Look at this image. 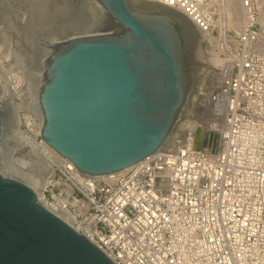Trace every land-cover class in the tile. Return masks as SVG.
<instances>
[{
    "label": "built area",
    "instance_id": "1",
    "mask_svg": "<svg viewBox=\"0 0 264 264\" xmlns=\"http://www.w3.org/2000/svg\"><path fill=\"white\" fill-rule=\"evenodd\" d=\"M153 1L180 10L200 34L217 29L213 0ZM240 4L248 24L216 46L228 50L224 74L214 79L223 120L217 154L166 140L141 161L94 178L61 155L43 154L50 171L38 198L71 215L115 264H264V27L255 0ZM11 98L16 104L0 97V109L18 117L37 149L50 147L22 92Z\"/></svg>",
    "mask_w": 264,
    "mask_h": 264
},
{
    "label": "water",
    "instance_id": "2",
    "mask_svg": "<svg viewBox=\"0 0 264 264\" xmlns=\"http://www.w3.org/2000/svg\"><path fill=\"white\" fill-rule=\"evenodd\" d=\"M78 1L46 0L47 12ZM94 1L102 12L84 33L54 35L42 19H27L47 48L37 91L42 139L91 177L161 148L190 107L197 78L213 68L179 10L153 0ZM3 122L0 109V160ZM0 264L115 263L32 186L0 170Z\"/></svg>",
    "mask_w": 264,
    "mask_h": 264
},
{
    "label": "bare ground",
    "instance_id": "3",
    "mask_svg": "<svg viewBox=\"0 0 264 264\" xmlns=\"http://www.w3.org/2000/svg\"><path fill=\"white\" fill-rule=\"evenodd\" d=\"M9 1H10V4L16 5V7L22 10L21 15H20L22 16L20 18L23 19L22 35H24L23 33H25V30H26L25 29L26 27H24V25L26 24L25 23L26 18H28L29 15L31 16V14L35 15V17H37L38 19H42L44 22H46V25L54 28L53 30L55 31L52 33L54 35L60 34V31L62 32L64 31L68 33L78 32V30L81 29L80 26L82 25H87V27L80 31L87 30L91 26L92 23H96L98 21V20L95 21L93 18H91V20L93 19V22L91 20L87 21V19H90V17H88V14L91 13L93 10L92 9L93 6H91V2L93 4L94 3L96 4L94 0H79L76 3L73 2L71 4L72 8L69 9L70 6H67V8L65 9L66 10L65 13L59 12L58 9H54L51 12H47L46 0H9ZM4 2L5 1H3V3ZM21 4H23L24 6L22 7ZM26 4L32 6L30 10L27 9ZM211 7L214 10V14H215L213 24L217 28V32L213 31L214 30L213 28L212 32L201 33V34L203 35V37L209 40V44L210 45L212 44L211 45V48H212L214 47V44L215 46H217V42L223 41L226 38L223 27H227L232 32L237 31L238 33H240L241 30L245 28V26L248 24L249 18H247L244 15V11L240 4V0H213ZM98 12L101 13L100 10H98L97 13ZM85 16L88 18L84 19L87 22L86 24H83L81 23V20H83V18H86ZM7 19L8 21L11 22L9 18ZM102 19L104 20L105 18H102ZM65 22H67V25L65 24ZM26 37L27 35L25 36V38ZM36 42H37L36 43L37 47H39L37 40ZM222 44L223 45L219 48L218 51L213 53V55H211L210 58H207V60H209V63L212 64L214 67L218 68L219 71L208 70L204 74L205 76L199 82V96L197 97V100L195 101V103L191 106V112L188 114L187 120L186 121L182 120L181 122L179 120L178 125L174 129L175 130L174 133H178V135H180V138H182L181 140L183 143H186L187 140H190L192 143H195L196 145H199L201 147H206L207 150L211 154H217L220 151L221 146H222L223 120L221 116H219L218 111L213 101V97L215 96L216 86L211 83L214 81L215 78L221 77L225 71L223 67H224L225 59L228 55L227 53L228 50L226 48L227 46L226 43H222ZM46 49L47 48L45 47L43 52L40 49L42 53L41 55H45ZM9 55H10V51L7 50L6 58H8ZM0 56H2V54ZM17 58H19L20 60H23L25 58L24 53L22 52L20 57L16 55L13 56L11 61L17 62ZM44 66H45V58L42 59V70ZM20 74L19 73L17 75L15 74L16 76L14 77L15 79L14 78H13L14 80L11 79L13 80L11 84L8 83L10 86L7 85L4 88L3 85L0 84V97H3L6 100H8L9 101L8 104H12V103H15V101L14 102L12 101L11 97L14 93H12L11 90H16L14 92L18 91V93L22 92V94L26 98L24 99L26 102L25 103L26 107H27L26 113L29 115V117H31L32 119H35L36 117L42 118L41 113L38 111V108H37V91H38V87L42 79V71L40 72V70L39 71L34 70L33 72L30 73V76H29L31 78L30 86L25 85V83L23 82V78H22L23 76L22 74L21 75ZM6 77H7L6 74L4 76L2 74V77L0 76V79L4 78L6 80L7 79ZM209 77L213 79V81L211 82L209 81V83L212 85H210L207 82L209 80ZM207 78L208 80H206ZM207 83L209 84V86L206 85ZM4 84H7V83L4 82ZM15 106H16L15 111H17L19 106L17 105ZM3 110H4L3 111L4 116L5 114L7 115L9 114L7 109L4 108ZM11 118L12 119L14 118L15 121H14V124L10 123L9 126L13 125L14 128H9V126L5 128L4 125L2 124L3 126L2 141L8 135L13 145H16L18 142H21L20 144L23 147L22 148L23 157L22 158L20 157L21 159H19V161H16V162H18V164L20 163L19 166L22 165V167H24L25 164L27 165L29 161L30 162L28 164V167L26 166L27 167L26 171L17 167L16 170L20 172V175L18 172L17 173L21 180H22V177L24 179L26 177L28 180L25 179L26 182L25 180L24 182L32 186L38 192V194H40V191L42 190V187L44 185V181L50 171V163L49 161L46 160L47 159L46 157H45L46 159L44 158L43 154H47L49 155L48 157H51V158L52 157L56 158L57 155L59 154L54 149H52L51 147H47V146L45 148L37 149L34 145H32L27 140L28 139V137H26L28 136L27 132L23 131L22 128H19L18 117L15 116L14 114L11 116ZM4 129H7L5 133H4ZM186 129L191 130L190 134L184 133L186 135H192L190 136V138H186L185 137L186 135L184 136L183 134V132ZM31 130H35V126H32ZM19 133L21 134V136L19 135ZM2 141H1V144H2ZM164 145H166V141L162 144V146ZM173 148H177L176 144L173 146ZM35 158H38L41 161H43L39 167H36V163L38 162V160L36 162ZM4 169H5V166H4ZM42 173H45L46 175H43L42 177ZM88 177H91V176H88ZM91 178H94V177H91ZM41 202L48 209H50L51 211L59 215L62 219H64L67 223H69L76 229H79V226H77L74 223V219L71 215L64 213V212H55L42 199H41Z\"/></svg>",
    "mask_w": 264,
    "mask_h": 264
},
{
    "label": "rangeland",
    "instance_id": "4",
    "mask_svg": "<svg viewBox=\"0 0 264 264\" xmlns=\"http://www.w3.org/2000/svg\"><path fill=\"white\" fill-rule=\"evenodd\" d=\"M3 1H5V2L3 3ZM3 1L0 0V53L2 54V56H0V76L2 77V74H3V76L6 74L7 75L6 78L7 79L9 78V79L8 80L7 79L5 80L4 78H1L0 79V84L3 85L4 88L7 85L10 86L9 84H11V82L15 79L14 77H16L15 74L17 75L18 73L19 74L21 73L22 76H23L22 78H23V82L25 83V85L30 86L31 85L30 84L31 83L30 82L31 78L29 77L30 76V73L33 72L34 70H38V71L40 70V72H41L42 71V59L45 58V55H41L42 53L40 51V49L42 51L44 49L43 46L40 43V38L41 37L39 38V35H37L38 36L37 37L36 34H34V32H32V29L33 28L31 27V23L29 21H27L28 18H26V21H25L26 24L24 25V27H26L25 28L26 29L25 30V33H23L24 35H22L23 19L20 18V17H22V16H20L22 10L20 8L16 7V5L10 4V1L9 0H3ZM255 2L259 6L262 7L261 8L262 12L259 15V20H261L260 22H261V24L264 27V0H261V1L260 0L259 1L258 0H255ZM91 6H93L92 7L93 10H92L91 13L88 14V17H90V19L93 18V17H95V15H96L95 13H97L98 10H100L102 12V9H101V7L99 6L98 3H96V4L94 3L93 4L91 2ZM93 12H94V14H93ZM6 15H7V17H6ZM88 17L83 18V20L84 19H87ZM7 18H9L11 20V22L8 21ZM83 20H81V23L86 24V22L89 19H87V21L86 20L83 21ZM80 27H81V29H79L78 32H74V34L84 33V32H81L80 30L85 29L87 27V25H82ZM223 28H224V33H226V35L227 34H233V35H235V34L238 33L237 31L236 32H232L227 27H223ZM215 32H217V29H216ZM60 33L63 34L64 31L63 32L60 31ZM26 35H27L28 39H27V37L25 38ZM199 35H200V38L202 39V43L204 45L203 51H204V55H205L206 62L209 63V60H207V58H210L211 55H213V53H215L216 51H218V49L215 46V44H214V47L211 48V45L212 44L210 45L208 42H205V39L206 38L204 37L205 38L204 39L202 37L203 36L202 34L199 33ZM36 40L38 41L39 47H37ZM219 42L221 43V41H219ZM7 50L10 51V55L8 56V58H6ZM22 52L24 53V57L25 58L23 60H20L19 58H17V62H14L13 61L14 62L13 63L11 61L12 57L15 56V55L20 57ZM210 65L213 68H206L205 71H203L202 75H199V78H197L198 84H197V88H196L194 97H193V99H192V101L190 103V107L186 111L185 115L182 117V119H180V122L182 120H185V121L187 120L188 114L191 112V106L195 103V101L197 100V97L199 96V82L205 76L204 74L208 70L219 71L218 68L214 67L212 64H210ZM11 79H13V80H11ZM206 80H208V78ZM209 81L211 82V81H213V79L211 77H209V80L207 82L209 83ZM4 82L7 83V84H4ZM208 83L206 84L207 86H209V84H210V83L209 84ZM211 83L212 84H215L214 81L211 82ZM212 84H210V85H212ZM14 91H16V90H13L12 93H15ZM10 117L8 118V115L7 114H5V116H4V113H3V118H5V125H4V123H3V125H4L5 128H7V126H9L10 123L11 124H14L15 119L14 118L12 119ZM178 123H179V121L177 122V124ZM12 126H9V128H14V126L13 127ZM174 129L172 131L173 133L175 131ZM6 131H7V129H4V133ZM172 132L170 133V135L172 134ZM190 132H191V130H187L186 129L183 132V134L184 133H186V134L189 133L190 134ZM186 134H184V136ZM170 135H169V137L167 139V143L172 144V148H173V146L175 144H176L177 147L181 146V144L183 142L181 140L182 138H180V135H178V133H176V135H175L176 141L173 140V137L170 136ZM190 136H192V135H186L185 137L186 138H190ZM20 143L21 142H18L17 144L15 143L16 145H13L11 139L7 135L4 138V140L2 141V146H1V149H2V154L1 155L2 156H1V160H0V170L3 173H5V174H7L9 176H12V177H16L18 179H20V177H19L20 172L17 171L16 168L18 167V168L23 169V170L26 171V168L28 167V164L30 162L29 161L27 163V165L25 164L24 167H22V165H20L21 166L20 167L19 166L20 163L18 164V162H16V161H19V159H21L23 157V154H22V148L23 147L21 146ZM35 159H36V162L38 160V162L36 163V167H39L42 164L43 161H41L38 158H35ZM4 166H5V169H4ZM13 172H14V174H13ZM17 172L19 173V175H18ZM43 175H46V174L45 173H42V177H43ZM25 179L28 180L26 177H25ZM25 179L22 177V180L23 181ZM26 180H25V182H26Z\"/></svg>",
    "mask_w": 264,
    "mask_h": 264
}]
</instances>
